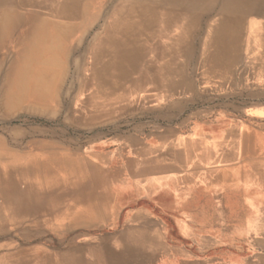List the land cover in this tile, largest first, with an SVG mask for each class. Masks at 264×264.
Returning <instances> with one entry per match:
<instances>
[{"label":"bare ground","instance_id":"obj_1","mask_svg":"<svg viewBox=\"0 0 264 264\" xmlns=\"http://www.w3.org/2000/svg\"><path fill=\"white\" fill-rule=\"evenodd\" d=\"M237 88L252 101L239 119L220 112L214 123H198L186 134L158 128L146 142L170 154L217 153L224 160L215 165L239 175L264 168L262 132L245 122L264 123V0H0V116L65 111L67 121L90 127L139 112L170 122L197 93ZM23 135H0V264H51L53 253L32 247L31 238L56 224L65 232L96 228L128 207L136 184L123 173L135 171V152L143 149L133 140L115 151L97 146L72 157L54 140L57 133L26 144ZM54 169L73 189L85 180L76 174H87L84 188L64 195L52 218L43 208L45 216L25 220L35 229L18 228L25 217L13 208L19 204L26 216L34 176ZM89 184L94 193H81ZM136 214L126 231L137 229L138 238L92 240L82 249L102 251L106 264H178L164 229Z\"/></svg>","mask_w":264,"mask_h":264},{"label":"crops","instance_id":"obj_2","mask_svg":"<svg viewBox=\"0 0 264 264\" xmlns=\"http://www.w3.org/2000/svg\"><path fill=\"white\" fill-rule=\"evenodd\" d=\"M139 143L143 150L135 152V171L123 173L136 184L134 201L104 219L103 225L116 232L103 238H138L137 229H126L143 212L169 235L168 249L178 264H264V168L239 175L216 166L224 158L214 152L170 154ZM210 162L214 165L207 166ZM94 191L89 184L82 193ZM95 251L89 253L91 264H103L95 262ZM52 253L51 264H58L61 253Z\"/></svg>","mask_w":264,"mask_h":264},{"label":"rangeland","instance_id":"obj_3","mask_svg":"<svg viewBox=\"0 0 264 264\" xmlns=\"http://www.w3.org/2000/svg\"><path fill=\"white\" fill-rule=\"evenodd\" d=\"M247 91L248 90L243 88H237L231 89L226 93L210 92L207 95H200L197 93L190 105L185 106L186 108H183L184 111L182 110V113L180 112V115L178 114L176 118L170 122H167L164 119L149 118V116H147V118H141V113L136 112L129 114V116L120 121H108L99 126L93 125L85 127L67 121L65 111L56 112L51 110L48 111V113L46 112L45 114H42L37 111L28 112L23 110L10 115L9 117L5 115L0 116V135L10 140L15 134L22 133L24 135L23 137L21 136L20 142L26 144L31 139L43 141L48 140L50 137L49 134L57 133L59 135L56 136L54 140L58 141L61 145L63 144L65 147L70 148L73 153H69L68 155L72 157L79 156L75 153L76 151L84 152L97 146L105 149V151L111 152L118 150L119 146H121L122 143H125V141H147L151 134H153L158 128L180 129L183 134H186L193 130L198 123H214L217 119V114L220 112L225 113L226 116L239 119L237 112L248 108L252 102L247 96L244 97L239 95V93H247ZM205 112H210L211 116L201 117L200 114ZM185 120L188 121L186 125L184 127L180 126ZM245 122L257 127L258 130L262 132L264 138V123L251 119H245ZM61 132H63L62 136ZM33 155L35 156V154ZM47 156H49L47 153L44 154V157ZM34 177L35 181L31 184V186L33 185L31 187L34 191L32 194L33 196L29 199L30 201L28 200L26 202L27 204L22 207L23 210L24 208L30 210L28 213L30 215L27 214L25 216L18 203V206L13 208L15 216L18 217L21 215V218L23 216L25 217L18 222V224L22 223V225L20 224L17 226L18 228L26 227L25 230L36 228V226L32 224L30 225L29 223H26L25 220L28 219L30 221L31 218L38 216L37 214L41 213V215L43 214L42 216H45L44 212L46 211L47 215L52 218L54 212L52 208H54L55 205L62 203V200L60 201V199H63L64 195L70 194L74 190H76L77 195V193H79L78 190L84 188L83 182L87 180L86 177L88 176L83 173L76 174L75 179H77L78 182L85 180L75 189L71 186L65 187L61 184V181L65 180V178L62 177L59 169H54L50 175L44 174L42 177L35 175ZM45 203L47 204L45 205ZM43 208L46 210L44 211ZM127 208H129V206L126 207V209ZM126 209H124V211ZM41 228L44 230L43 234L39 237L33 236L31 238V245L41 247L44 250H49V252L61 253L62 257L59 258L58 264H91V262H93L91 256L87 252L81 253L82 248L84 247L83 249H85V246H87L88 243H91L92 240L99 243L104 236L116 232L107 227V225H101L90 230L86 228H74L73 230H66V232L62 230V225L59 226L57 224L53 227L54 230L51 228L49 229L47 226ZM14 235L18 236L16 234ZM1 236L2 235H0V242L4 239V236ZM162 237L168 245L171 241L169 235L164 233ZM76 241L77 243H75ZM92 254L96 256L95 262L105 263L102 251L96 250ZM161 262H163V260Z\"/></svg>","mask_w":264,"mask_h":264}]
</instances>
